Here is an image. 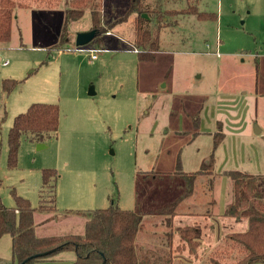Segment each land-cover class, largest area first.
I'll use <instances>...</instances> for the list:
<instances>
[{
  "label": "rangeland",
  "instance_id": "rangeland-1",
  "mask_svg": "<svg viewBox=\"0 0 264 264\" xmlns=\"http://www.w3.org/2000/svg\"><path fill=\"white\" fill-rule=\"evenodd\" d=\"M69 1L53 10L17 8L11 39L0 44L2 202L14 206L16 188L37 206L42 169L54 168L60 176L57 221L68 216L67 210L115 203L142 213L145 227L137 243L144 252L161 254V238L171 229L156 211L184 195L186 182L175 173L178 163L185 173L205 163L193 194L175 208L174 227L199 224L204 255L226 234L246 230L247 220L222 223L218 213L230 201L229 194L224 199L228 171L264 175V0H145L163 11L182 12L191 4L217 15L213 20L170 17L153 61H140L135 51L138 15L128 14L132 0H114L111 8L101 0L103 32L77 51V35L94 30L88 10L70 24L66 41L56 49ZM89 49L100 50L96 59ZM6 79L18 81L8 96ZM32 103L59 106L58 134L43 148L23 138L18 166L9 169L8 130ZM219 131L225 135L215 148ZM60 225L48 229L83 234L85 222ZM175 263L202 264L188 257Z\"/></svg>",
  "mask_w": 264,
  "mask_h": 264
},
{
  "label": "trees",
  "instance_id": "trees-1",
  "mask_svg": "<svg viewBox=\"0 0 264 264\" xmlns=\"http://www.w3.org/2000/svg\"><path fill=\"white\" fill-rule=\"evenodd\" d=\"M63 1L0 0V44L11 39L17 8L55 9L59 8ZM68 5L61 39L55 46L56 49H61L66 41L70 24L80 20L88 10L91 12L96 31L95 38L101 34L100 31L103 32L101 0H70ZM190 5L182 12L174 9L163 11L156 4H146L145 0H132L128 14L138 15L134 46L138 50L140 61L155 59L161 45L160 30L162 26L170 25V17L192 14L200 20L217 19L215 13L202 12L196 6ZM144 14H147L148 18L143 17ZM152 21L156 23L155 26ZM17 84L18 81L14 79L4 81V92L7 96ZM59 121L60 108L57 104L32 103L26 111L16 115L7 134L8 168L15 169L18 166L23 138L36 143H46L57 136ZM223 139L224 133L217 132L214 147L217 148ZM204 168H207L205 163L198 171L185 173L178 163L175 173L180 174L186 182L184 195L179 200L175 198L166 210L156 211L167 217L168 227L171 229L161 238L160 247L163 248L164 255L167 254L166 249L164 250L167 247V256L156 251H143L137 243L138 233L145 227L142 213L122 209L115 203L101 209L65 211L66 214L75 213L86 219L83 234L37 235L35 213H58L57 183L60 176L54 168L43 169L37 206H33L29 199L19 195L16 189L11 190L14 206H6L0 198V239L5 234L12 237V258L10 261L0 259V264H40L55 260L62 252L75 253L72 264H176L175 262L186 257L189 261H201L202 264L264 263V175L240 170L227 172L231 184L230 201L222 216L234 218L238 222L247 220L248 228L226 234L207 254L200 252L202 234L199 224L182 226L178 223L180 227H174L178 214L176 206L183 198L193 194L195 182L206 170ZM211 204H215L214 199Z\"/></svg>",
  "mask_w": 264,
  "mask_h": 264
},
{
  "label": "crops",
  "instance_id": "crops-1",
  "mask_svg": "<svg viewBox=\"0 0 264 264\" xmlns=\"http://www.w3.org/2000/svg\"><path fill=\"white\" fill-rule=\"evenodd\" d=\"M113 2H114V0H103V7H105V8L106 7H110L111 8ZM55 9H57V8H55ZM50 10H53V9H50ZM11 126H10V128H11ZM10 128H9V130H10ZM9 130H8V132H9ZM261 131L262 130L258 129L257 132L261 133ZM7 152H8V150H7ZM6 156H7V153H6ZM41 177H42V175H41ZM225 177H227V176H225ZM229 181H230V179H229ZM41 182H42V180H41ZM38 185H39V178H38V181H37V178H36V181L34 179V181L32 183V187L35 189L36 187H38ZM39 186H41V185H39ZM14 189H16V188H14ZM212 189H215V179H214L213 184H212ZM230 189H231V184H230L229 190H228V186H227L225 191H224V194H225L224 199L225 200L228 199V194L230 195ZM39 190H40V188H39ZM22 197H24V196H22ZM24 198H26V197H24ZM214 201H215V199H214ZM216 204H217V202L215 201V204H214L213 207H216ZM226 206H225V208H226ZM225 208H224V210H225ZM76 210H80V209H76ZM223 212L224 211H222V213ZM218 214L221 217V218H219V220H222V223H224L225 220H226V217H223L222 215H220V213H218ZM34 218H35V223H36V233L39 236L68 235V234H71V233H68V232L59 233V231H61L62 229H65V228H59V229L55 230V232H51L52 230L48 229V227L51 226V225L58 226V223L61 224V225L62 224L63 225L66 224L67 225V224H71L72 222H78L80 224L83 223V225H84V222L86 221V220L83 221V219H84L83 216H81L79 214H75V213L68 214V216L66 218H64L63 220H61V221H57L55 219V214H53V213L36 212L35 215H34ZM228 219H233L235 222H238L234 218H228ZM65 222H67V223H65ZM73 224H75V223H73ZM212 224H214V223H212ZM75 257L76 256H75L74 252H62V253H60V254H58L56 256L55 260L42 262L40 264H72L73 261L75 260ZM11 258H12V237H11L10 234H5L0 239V259H4V260H7V261H10ZM256 264H261V263H256Z\"/></svg>",
  "mask_w": 264,
  "mask_h": 264
},
{
  "label": "water",
  "instance_id": "water-1",
  "mask_svg": "<svg viewBox=\"0 0 264 264\" xmlns=\"http://www.w3.org/2000/svg\"><path fill=\"white\" fill-rule=\"evenodd\" d=\"M143 17L148 18V16L146 14H144ZM95 36H96L95 30L80 33L77 35L76 44L79 47H84V46L90 44L91 41L95 38ZM38 147L43 148V147H46V145L44 143H39ZM27 260H29V259H27ZM22 264H24V263H22Z\"/></svg>",
  "mask_w": 264,
  "mask_h": 264
},
{
  "label": "built area",
  "instance_id": "built-area-1",
  "mask_svg": "<svg viewBox=\"0 0 264 264\" xmlns=\"http://www.w3.org/2000/svg\"><path fill=\"white\" fill-rule=\"evenodd\" d=\"M83 51V50H85L83 47H79L78 49H77V51ZM89 51H90V53H92V55H91V59H96V53L97 52H99L100 50H97V49H89ZM136 52H138V50H136ZM9 63L6 61V62H4V65L5 66H7Z\"/></svg>",
  "mask_w": 264,
  "mask_h": 264
}]
</instances>
